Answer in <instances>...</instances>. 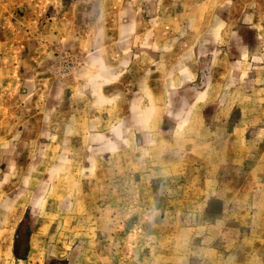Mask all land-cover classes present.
I'll use <instances>...</instances> for the list:
<instances>
[{
	"label": "rangeland",
	"instance_id": "rangeland-1",
	"mask_svg": "<svg viewBox=\"0 0 264 264\" xmlns=\"http://www.w3.org/2000/svg\"><path fill=\"white\" fill-rule=\"evenodd\" d=\"M0 264H264V0H0Z\"/></svg>",
	"mask_w": 264,
	"mask_h": 264
}]
</instances>
